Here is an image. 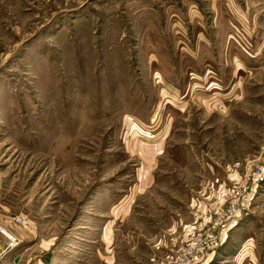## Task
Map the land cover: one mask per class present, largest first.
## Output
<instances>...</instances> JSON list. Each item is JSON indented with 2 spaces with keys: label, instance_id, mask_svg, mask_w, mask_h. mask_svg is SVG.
I'll use <instances>...</instances> for the list:
<instances>
[{
  "label": "rangeland",
  "instance_id": "obj_1",
  "mask_svg": "<svg viewBox=\"0 0 264 264\" xmlns=\"http://www.w3.org/2000/svg\"><path fill=\"white\" fill-rule=\"evenodd\" d=\"M254 166L264 0H0V260L264 264Z\"/></svg>",
  "mask_w": 264,
  "mask_h": 264
},
{
  "label": "built area",
  "instance_id": "obj_2",
  "mask_svg": "<svg viewBox=\"0 0 264 264\" xmlns=\"http://www.w3.org/2000/svg\"><path fill=\"white\" fill-rule=\"evenodd\" d=\"M263 169V167H250V169L246 172V176L244 177V180L242 182L246 183L248 180H251L252 184L256 186L264 177V173L262 174ZM241 185L242 184H240V187L242 188ZM233 194L238 195V197H241L243 195L240 192L239 187H235V191ZM233 208H227L223 212V216L227 215V222H229L234 217V215L239 212V208L237 205ZM224 221L221 220L220 216H217L214 222L210 223L208 227L203 228L200 231L193 232L192 240L186 244L180 245L177 248V264L199 263L201 261L204 249L206 247L213 246L218 241H220V233L222 231L221 229L225 226V223H223Z\"/></svg>",
  "mask_w": 264,
  "mask_h": 264
},
{
  "label": "crops",
  "instance_id": "obj_3",
  "mask_svg": "<svg viewBox=\"0 0 264 264\" xmlns=\"http://www.w3.org/2000/svg\"><path fill=\"white\" fill-rule=\"evenodd\" d=\"M10 249L6 251L4 256H2V259L0 260V264H21L17 256L18 254H15V252L10 251Z\"/></svg>",
  "mask_w": 264,
  "mask_h": 264
}]
</instances>
